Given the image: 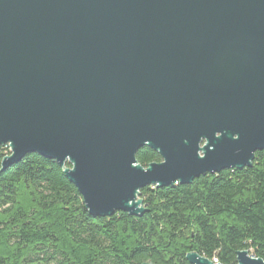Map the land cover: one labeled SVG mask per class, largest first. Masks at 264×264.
I'll return each mask as SVG.
<instances>
[{"label":"water","instance_id":"1","mask_svg":"<svg viewBox=\"0 0 264 264\" xmlns=\"http://www.w3.org/2000/svg\"><path fill=\"white\" fill-rule=\"evenodd\" d=\"M5 144L1 170L53 159L94 217L141 215L142 187L250 167L264 149V0H0ZM143 146L161 161L139 165ZM236 262L264 264L246 250Z\"/></svg>","mask_w":264,"mask_h":264},{"label":"trees","instance_id":"2","mask_svg":"<svg viewBox=\"0 0 264 264\" xmlns=\"http://www.w3.org/2000/svg\"><path fill=\"white\" fill-rule=\"evenodd\" d=\"M9 154L0 145V264H190L193 251L237 264L240 250L264 261V149L250 167L142 187L141 215L100 217L56 161L28 153L1 170ZM135 158L161 161L147 146Z\"/></svg>","mask_w":264,"mask_h":264},{"label":"built area","instance_id":"3","mask_svg":"<svg viewBox=\"0 0 264 264\" xmlns=\"http://www.w3.org/2000/svg\"><path fill=\"white\" fill-rule=\"evenodd\" d=\"M213 262L217 263L215 260Z\"/></svg>","mask_w":264,"mask_h":264},{"label":"bare ground","instance_id":"4","mask_svg":"<svg viewBox=\"0 0 264 264\" xmlns=\"http://www.w3.org/2000/svg\"><path fill=\"white\" fill-rule=\"evenodd\" d=\"M174 182H176V181H174Z\"/></svg>","mask_w":264,"mask_h":264},{"label":"rangeland","instance_id":"5","mask_svg":"<svg viewBox=\"0 0 264 264\" xmlns=\"http://www.w3.org/2000/svg\"><path fill=\"white\" fill-rule=\"evenodd\" d=\"M212 261H214V260H212Z\"/></svg>","mask_w":264,"mask_h":264}]
</instances>
